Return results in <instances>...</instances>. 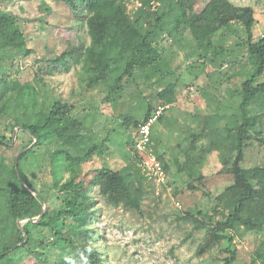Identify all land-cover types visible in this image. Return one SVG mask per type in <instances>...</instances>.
<instances>
[{
    "label": "trees",
    "instance_id": "trees-1",
    "mask_svg": "<svg viewBox=\"0 0 264 264\" xmlns=\"http://www.w3.org/2000/svg\"><path fill=\"white\" fill-rule=\"evenodd\" d=\"M55 1L63 2L75 14L85 12L91 41L87 46L70 45L54 58L50 73L69 70L74 65L79 68V82L84 90L101 86L108 92L109 99L126 90L142 98L141 83H151L154 77L163 73L165 66L170 68L172 60L166 56L162 45L167 39L178 46L183 45L185 32L189 31L184 15H194L201 0H139L132 10L130 4L134 5L138 0ZM205 1L195 20L202 28V38L195 42L191 56L202 62L209 59L220 68L242 65L237 72L244 78L241 101L232 115H212L200 131H192L186 138V147L178 145L181 155L174 157L173 163L166 161L153 130L150 147L162 163L170 186L183 176L189 188L197 189L195 183L202 184L205 165L214 153L221 162L222 173L233 175V184L215 199L214 213L218 219L209 217L210 224L205 226L197 220V216L204 217L202 211L188 215L196 217L197 228L206 227L210 240L208 247L227 241L224 248L227 256L223 261L234 264L237 261L234 237L264 232V174L260 179L249 176L243 165L252 140L251 132L260 121V115L249 114V107L258 96L264 95V81H259L264 77V34L259 40L255 39L256 11L253 7L237 6L231 0ZM178 15L182 18L179 21L182 26L175 25L172 31L165 29L170 19ZM234 23L240 24L245 31L246 38L240 48L246 49L247 57H237L234 48L228 49L225 45ZM217 37L220 46L216 45ZM0 50L31 52L26 49L25 34L18 17L1 6ZM37 79L42 81L41 73ZM0 81L8 88L5 95L0 96V146L11 149L18 128L29 138L22 148L23 153L18 156V171L16 161L12 168L0 164V264H19L14 256L24 249L35 264H103L99 252L89 241L79 239L86 233L90 207L94 205L83 198L91 188L97 187L110 206L141 212L148 195V179L140 166L141 159L136 155L121 170L104 165L96 169L88 181L87 174L82 173L83 166L94 155H103L107 151L109 139L99 141L87 135L85 125L72 115L73 106L63 100L53 102L50 107L43 105L41 113L45 125L34 124L26 97L30 84L18 79L8 82L2 78ZM159 100V109H163L158 117L161 121L163 113L177 101V86L174 84L163 90ZM159 109L147 104L144 118L127 119L125 126L129 128L133 122L139 128ZM196 117L189 115L190 120ZM51 125L54 126L52 130L48 129ZM133 145L137 151V142ZM42 146L53 147L50 152L54 176L52 189L63 198V206L52 216L50 194L34 192L23 167L35 154V148ZM258 170L264 172L262 168ZM66 174L68 178H65ZM46 203L47 211L39 220ZM22 221L27 223L21 225ZM68 221L78 237H72L66 225ZM42 229L44 233L51 231L52 241L36 239L35 234ZM244 264H264V240L251 262Z\"/></svg>",
    "mask_w": 264,
    "mask_h": 264
},
{
    "label": "rangeland",
    "instance_id": "rangeland-1",
    "mask_svg": "<svg viewBox=\"0 0 264 264\" xmlns=\"http://www.w3.org/2000/svg\"><path fill=\"white\" fill-rule=\"evenodd\" d=\"M231 1L237 6L255 9L254 35L259 40L264 34V0ZM139 2L130 4V10L138 6ZM205 3V0H201L197 4L194 15H184L189 31L185 32L186 39L182 46L168 39L164 41L162 46L172 64L170 68L165 66L163 73L154 77L151 83H141L142 98L126 90L108 99V92L101 86L84 90L79 82V68L74 65L69 70L60 69L53 74L49 70L54 58L70 45L90 44L85 12L75 14L66 4L55 0H0L4 11L18 17L25 34L26 49L31 50L29 54L0 50V80L5 78L11 82L18 79L21 83L30 84L26 97L31 107V122L34 124L45 125L46 121L41 113L43 105L50 107L53 102L63 100L73 106L72 115L85 125L87 135L99 141L109 139L107 151L103 155H94L83 166L82 173L87 174L88 181L92 179L94 171L104 165L121 170L136 155L139 157L133 145L137 142L139 128L133 122L127 128L125 122L127 119L144 118L147 104L159 109L160 94L175 84L177 101L152 128L166 161L173 163L174 157L181 155L178 145L185 148L186 138L192 131H200L207 118L212 115H232L241 101L244 78L237 72L242 65L233 64L220 68L209 59L202 62L196 56H191L194 54L195 42L202 38V28L195 20ZM181 20V16L180 19L179 15L174 16L165 29L172 31L175 25L182 26L179 23ZM230 33L225 42L226 47H233L237 57H247L246 49L240 48L246 38L242 26L232 24ZM215 39L216 45L220 46L218 37ZM40 73L41 82L37 79ZM259 81H264V77L259 78ZM7 91V85L0 81V96ZM193 114L197 117L190 120L189 115ZM249 114L260 115V121L251 132L252 140L243 165L249 176L260 179L264 174L258 170L264 169V95L252 102ZM53 128V125L48 127L50 130ZM15 132L11 149L0 146V164L3 167L12 168L17 155L29 140L19 128ZM51 151L53 147L35 148V154L28 158L23 167L34 192L50 194L52 216L63 206V198L52 189L54 176L50 164ZM142 170L148 179V195L143 202L142 211L114 208L107 204L99 189L93 187L83 198L94 202V205L90 207L86 233L80 235L79 239L89 241L99 252L103 264H224L227 241L208 247L210 240L206 227L197 228L196 217L188 215L202 211L204 217L197 216V220L205 226L210 224L209 217L215 216L216 197L233 184V175L222 173L217 153L209 157L202 184L195 183L197 189L189 188L183 176L170 186L167 177L166 183L161 184L158 179L143 168ZM65 178H68V174ZM46 206L48 208L47 203ZM26 223L27 221L20 222L21 225ZM66 225L72 237H78L72 232L71 222L68 221ZM43 230L35 234L36 239L52 241L51 231L44 233ZM263 240L264 232L235 236L237 261L234 264L251 262ZM53 253L56 251L53 250ZM14 259L19 264H35V260L25 249L18 251Z\"/></svg>",
    "mask_w": 264,
    "mask_h": 264
},
{
    "label": "built area",
    "instance_id": "built-area-1",
    "mask_svg": "<svg viewBox=\"0 0 264 264\" xmlns=\"http://www.w3.org/2000/svg\"><path fill=\"white\" fill-rule=\"evenodd\" d=\"M162 109V108H161ZM156 112L147 122L140 125L137 138V153L141 159V167L149 175L158 179L159 183H166V172L162 163L157 159L153 149L150 147L151 133L154 124L157 122L162 110ZM150 176V177H151Z\"/></svg>",
    "mask_w": 264,
    "mask_h": 264
},
{
    "label": "water",
    "instance_id": "water-1",
    "mask_svg": "<svg viewBox=\"0 0 264 264\" xmlns=\"http://www.w3.org/2000/svg\"><path fill=\"white\" fill-rule=\"evenodd\" d=\"M15 133H16V132H15ZM22 153H23V151H21V152L17 155V157H16L17 171H18V156H19L20 154H22ZM46 210H47V206H46V204H45V207H44L43 213L40 215L39 220L42 219V217H43V215L45 214ZM39 220H38L37 222H39Z\"/></svg>",
    "mask_w": 264,
    "mask_h": 264
}]
</instances>
